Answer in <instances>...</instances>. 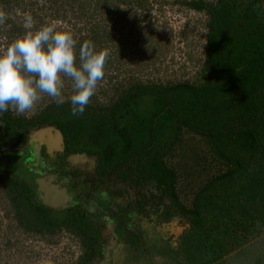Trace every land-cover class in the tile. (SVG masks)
<instances>
[{
	"label": "trees",
	"instance_id": "trees-1",
	"mask_svg": "<svg viewBox=\"0 0 264 264\" xmlns=\"http://www.w3.org/2000/svg\"><path fill=\"white\" fill-rule=\"evenodd\" d=\"M181 3L207 10L211 17L207 84H139L118 98L105 115L8 121L7 141L0 140V151L18 149L32 128L55 127L66 144L61 157L64 174L74 165L69 160L72 155H91L82 163L89 164L93 174L88 173L81 184L73 180L70 186L79 190L83 201L88 199V206L100 200L127 205L126 214L141 212L161 225L186 215L192 226L180 243L185 264H227L233 255L247 252L248 246L258 243L254 241L264 239V0ZM185 134L201 138L208 146L206 167L218 169L195 192L189 207L181 201L180 174L166 161L176 156L174 145ZM87 135L94 145H81ZM193 150L197 164L202 158L199 149ZM2 163L5 171L13 169ZM0 176L16 187L22 185L30 204L45 217H54L47 221L50 231L59 223L76 225L88 247L79 264L105 260L107 251L99 242V229L109 220L97 222L95 212L79 204L66 216L70 222L62 221L65 214L40 203L30 183L2 171ZM90 223L95 229L91 238Z\"/></svg>",
	"mask_w": 264,
	"mask_h": 264
},
{
	"label": "rangeland",
	"instance_id": "rangeland-1",
	"mask_svg": "<svg viewBox=\"0 0 264 264\" xmlns=\"http://www.w3.org/2000/svg\"><path fill=\"white\" fill-rule=\"evenodd\" d=\"M186 8L161 11L152 6L150 0H0V14L5 18L0 23V51L27 31H36L41 26L53 23L58 30L73 33L77 49L81 44L91 42L96 51L107 54L105 75L98 82L96 93L85 113L78 117L92 118L95 113L105 115V111L118 98L139 84L165 87L185 82L199 85L209 82L207 39L211 17L191 16ZM26 16L32 17L31 29L25 28ZM70 94L71 81L66 79L65 95L67 97ZM70 112V103L58 107L52 98L44 95L32 110L23 115L17 114L15 109L0 115V140L7 141L5 134L8 121L21 120L24 123L45 116H71ZM55 132V127L27 131L26 140L18 149L0 151V166L6 162L7 156H15L12 158L13 169L7 172L0 167V171L11 174L13 179L21 183L27 182V178L33 175L29 168L34 166L27 165V161L33 159L29 158L31 152L39 147L41 156V148L45 147L43 144ZM85 143L94 145L95 142L87 135L81 145ZM176 143V156L167 157L166 161L178 169L181 201L189 207L195 192L206 185L218 169L215 166L213 170L206 167L204 157L208 146L200 137L193 139L191 135L185 134L183 140ZM61 147L64 148L63 143ZM195 148L199 149L202 158L197 164L192 159ZM30 184L34 188L35 185ZM22 187H16L0 176V264L81 263L88 248L81 231L71 223H59L54 232L50 231L47 221L54 220V217H45L37 211L26 198ZM85 207L95 212L93 215L98 216L97 222L109 220L106 227L99 229V242L104 244L107 252H111L114 244L116 248L124 241L121 233L116 235L120 228V224L118 227L116 224H123L125 214L119 211L116 204L106 200ZM152 212L154 218L156 213L154 210ZM66 216L59 219L70 222ZM179 219L186 222L182 217ZM128 221L129 218L125 220ZM88 226L91 231L93 229L91 238L95 235V229L91 223ZM127 231L133 232L129 228ZM254 242L258 243L248 246L247 252L232 254L227 264H257L260 261L264 264L261 258L264 259V239ZM119 258L122 260L120 264H126L127 261L132 263L134 260L133 256L127 254L126 258L115 257V263Z\"/></svg>",
	"mask_w": 264,
	"mask_h": 264
},
{
	"label": "clouds",
	"instance_id": "clouds-1",
	"mask_svg": "<svg viewBox=\"0 0 264 264\" xmlns=\"http://www.w3.org/2000/svg\"><path fill=\"white\" fill-rule=\"evenodd\" d=\"M4 19L0 14V23ZM32 24L26 16L25 28ZM106 60L91 42L77 49L73 33L55 23L27 31L0 51V115L10 109L23 115L47 95L58 107L70 103L71 116H82L104 78ZM66 79L71 81L67 97Z\"/></svg>",
	"mask_w": 264,
	"mask_h": 264
},
{
	"label": "crops",
	"instance_id": "crops-1",
	"mask_svg": "<svg viewBox=\"0 0 264 264\" xmlns=\"http://www.w3.org/2000/svg\"><path fill=\"white\" fill-rule=\"evenodd\" d=\"M188 170L187 168V172ZM147 210L150 211V208ZM138 211L141 210L138 209ZM179 217L184 218L186 222L183 219L180 221ZM127 218H129V221L125 222ZM122 220L124 221L123 224L121 222L116 224V227L119 224L122 226L118 229L117 235L121 233L124 239V235H128L127 230L129 228L133 231L128 235L131 240L130 242L128 240L121 241L116 248V244H114L113 250L109 252L112 259L121 256L126 258V255L129 254L134 258L132 264H148V261L155 259L159 261H152L153 264H185L186 259L180 251V243L185 230L192 226L189 217L180 214L171 222L161 225L151 218L144 217L143 213L136 211L135 214L132 212ZM137 256L141 258H137Z\"/></svg>",
	"mask_w": 264,
	"mask_h": 264
},
{
	"label": "flooded vegetation",
	"instance_id": "flooded-vegetation-1",
	"mask_svg": "<svg viewBox=\"0 0 264 264\" xmlns=\"http://www.w3.org/2000/svg\"><path fill=\"white\" fill-rule=\"evenodd\" d=\"M56 130H58V129H56ZM55 135H56V132H55V134H53V137L51 139L54 140L55 148L56 149H61V145L59 146L57 144V141H56L57 139H56ZM51 139H50V136H49L48 140H51ZM63 146H64V149H65L66 148V144L64 145V142H63ZM30 147L32 148V146H30ZM63 152H64V150L63 151H54L53 154L51 155V154L48 153L46 147H42L41 148V156L33 157L32 160L27 161V165L29 164L31 166L32 165L34 166V167H30L29 168L30 171L33 170L36 173V177H33L34 180L37 179V178L43 179V181L45 183V187H47V188H51L52 185L59 184L61 186V188H63V189L65 188L68 191V193L73 198H75L77 200L78 199L77 197H79V193L80 192H79V190L76 191V190L70 189V186L72 185V183L74 181H76V183H78V184H81L80 181L84 177H89L90 174H93L92 171L94 169L90 168L89 164H83L82 162H78V163H75L74 165H71L70 166L71 167L70 168L71 171H68L67 174L65 173L66 174L65 175L64 171H63V164L65 162H63V160L61 159V157L63 155ZM34 153H35V151L33 152V154ZM77 169L78 170L81 169L82 172L81 173L77 172ZM88 173H89V176H88ZM54 176H56L55 179H54ZM45 179H47V181H45ZM31 181L32 180L27 178V182L28 183H32L34 185V183L31 182ZM34 188H35V194L37 196V187L34 186ZM36 198H37L38 201H40V203L43 204V202L39 199L38 196ZM80 199H81V201H79V200H77L78 202L75 201L74 205L69 207V208L66 207L65 209L57 210V211L54 210V211L58 212V213H64L65 215H68L69 211H71L72 209L73 210L76 209L77 205L83 204V207L85 206L86 201L88 199H84L85 201H83L82 198H80ZM91 202H93V201H91ZM86 205L88 206V204H86ZM116 206L119 208V211H121L122 214H125V217H128V214H126V212H127V209H128L129 206L125 205L126 207L125 206L119 207L118 204H116ZM120 227H122V226H120ZM116 235H117V233H116ZM128 235H129V233H128ZM128 235H124V241L128 240L130 242L131 238H129ZM108 264H119V262L115 263V261L111 258V261ZM126 264H132V263L127 261Z\"/></svg>",
	"mask_w": 264,
	"mask_h": 264
},
{
	"label": "water",
	"instance_id": "water-1",
	"mask_svg": "<svg viewBox=\"0 0 264 264\" xmlns=\"http://www.w3.org/2000/svg\"><path fill=\"white\" fill-rule=\"evenodd\" d=\"M56 141L57 144L60 146L63 143V136L62 133L57 130L56 132ZM53 137V134L50 135V139ZM46 148L49 154H53L54 151H63L64 148L61 147V149H56L55 145H54V140H48V142L45 144H43ZM40 148L39 147H35V153L33 154V152H31L30 157L29 158H33V157H39L40 156ZM15 157V156H13ZM12 157V158H13ZM19 157V156H16ZM86 158H88V156L85 153H81V154H76V155H72L69 160L71 163L75 164L78 162H82L83 160H85ZM13 161L12 160H6L7 163L10 164V166L14 165V162H10ZM31 175L29 177L30 180H32L31 182L34 183V185L37 187V196L39 197V199L43 202V204L55 211L57 210H62L65 209L66 207L69 208L71 206L74 205L75 201L78 202L75 198H73L68 191L64 188H61V186L59 184L57 185H52L51 188H47L45 187V183L43 181V179L41 178H37L34 180L33 177H36V173L32 170L30 171ZM28 174L26 173V176ZM56 178V176H54V179ZM45 181H47V179H45ZM35 190V188H34ZM111 257L109 252L106 253V257L105 260L99 264H108L110 262ZM121 258H119L118 262L119 264L122 263V260H120ZM114 261L116 259H113Z\"/></svg>",
	"mask_w": 264,
	"mask_h": 264
},
{
	"label": "built area",
	"instance_id": "built-area-1",
	"mask_svg": "<svg viewBox=\"0 0 264 264\" xmlns=\"http://www.w3.org/2000/svg\"><path fill=\"white\" fill-rule=\"evenodd\" d=\"M192 1H204L205 3H208V4H215V3L219 2L220 0H158L156 2L153 0H150V3L152 6H155L156 9H159L161 11L162 10L163 11L164 10H170V9H175V10L183 9L184 10V8L187 7L186 12L188 14H190L191 16H196V15H203L204 16L205 15L204 17H206V18L210 17L207 10L198 11L196 9L189 7V6L182 5V3H181V2H192Z\"/></svg>",
	"mask_w": 264,
	"mask_h": 264
}]
</instances>
